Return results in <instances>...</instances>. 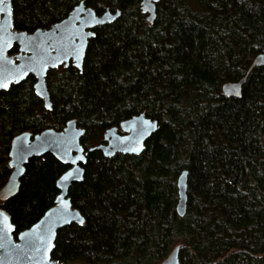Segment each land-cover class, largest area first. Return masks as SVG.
<instances>
[{"label":"trees","instance_id":"trees-1","mask_svg":"<svg viewBox=\"0 0 264 264\" xmlns=\"http://www.w3.org/2000/svg\"><path fill=\"white\" fill-rule=\"evenodd\" d=\"M78 0H13L15 27L32 31L66 17ZM98 13L81 71L50 70L52 109L30 76L0 90V188L10 175L12 139L62 129L76 119L86 149L143 111L159 121L141 154L88 155L70 197L85 217L60 229L62 264H161L182 245L180 264H264V66L241 96L223 85L243 78L264 52V0H160L154 23L140 0H86ZM69 166L33 157L8 203L19 232L54 204ZM188 170L187 213L177 212L178 177ZM16 232V233H17Z\"/></svg>","mask_w":264,"mask_h":264},{"label":"water","instance_id":"water-1","mask_svg":"<svg viewBox=\"0 0 264 264\" xmlns=\"http://www.w3.org/2000/svg\"><path fill=\"white\" fill-rule=\"evenodd\" d=\"M159 1L160 0H151V2H148V0L140 1V8L150 23H154L157 19ZM77 5L64 19L52 24L49 28H37L33 32H28L26 30H19L14 27L12 0H5V3L0 5L5 8L4 12H0V23L4 25V30H0V80L7 77L10 81H12L14 77L23 75V72L21 71V69H23L24 71L28 72V75L24 76L23 79H20L18 83L25 80L30 74H33L36 78V82L34 84L35 92L44 93L43 95H37L44 100L45 105L47 103H51L52 105L50 91L47 84V75L51 68H57V66H55L59 64V60L57 58L59 57V59H63L64 57L62 53L72 43V33L76 31L75 19L77 17V12L74 9H76ZM85 6L92 8L98 17H103L105 11L110 12L112 15H115L116 11L121 13L120 9L112 11L110 8H107L105 11L98 14L93 7L87 6L86 3ZM9 8L11 9L10 12L8 11ZM118 17H116V19ZM114 20H111V22ZM97 26L100 25L85 28L84 31L95 32V28ZM91 38L93 37L87 38L82 67L79 68L80 70H83L84 61ZM15 45H18V51L14 54H10L9 51ZM78 46L79 45H77V47ZM40 60L45 61L49 66L44 73L37 75L31 72L28 66ZM72 61L75 65L76 62L71 59H69L64 65L68 66ZM61 65L62 64H59V66ZM256 66H264V52L258 54L254 58L247 74L243 78H241L239 81H229L224 83V93L229 96H241L243 84L245 83L248 74ZM13 84H15V82L10 83V87ZM236 91H239L240 95H236ZM137 117L155 120L159 125V121L157 119L149 117L147 113L143 111L123 120L120 126H112L108 128L105 132L106 142L92 146L88 148V150H86L82 143V138L85 135L86 129L79 126L76 119L69 120L63 130L47 128L36 134H33L30 131H24L17 134L12 139L9 151V165L12 167V171L8 180L0 188V199L3 201L5 200L3 199L2 194L6 193L9 188H13L14 185L15 195L19 192L22 178L26 173L27 164L33 157H41L50 153L54 155L60 162H62L60 157L64 155L65 148L70 147L72 156L79 155L80 153L78 149L83 148L85 161H77V165H71V167L65 171L67 172L78 166L79 168L83 169L82 179L68 182L67 187L63 189L56 182V186L59 189L57 196L61 195L63 192L64 198L68 200L70 204L71 215L64 217V220H71L72 222L65 223L63 220L57 219L54 212L59 205V201L56 198L54 200V204L49 207L36 222L19 231L17 234H15L16 225L14 224L12 216L9 213V223L13 225L12 231L5 233L3 231V225L0 224V264H52L53 261L55 264H62L58 259L53 257V251L59 230L72 223L79 224L78 220L81 217H83L85 221V217L82 215L79 208L74 206L72 198L70 197V188L72 184L74 182H80L83 180L85 175V165L88 161V155L93 150H101L107 157H112L117 153L141 154L145 150L147 140L158 130L159 126L150 136H146L142 139V143L144 144L142 151L139 153H133L123 150L125 147L137 146L135 141L138 138V132L140 130ZM70 121L71 123H69ZM120 130H122L123 133H120ZM18 137L20 138L19 140L17 139ZM38 137L39 139H37ZM41 144H43V149L36 148L30 154H22L23 147ZM108 153L111 154L109 155ZM20 168L24 169L22 173L19 172ZM188 174L189 171L186 169L183 170L178 177L179 199L177 204V212L180 216H185L187 213ZM11 197L13 196H10L9 198ZM34 226H38L39 231H37ZM49 227L51 228V232L53 234L52 243L54 244V247L47 254L50 259L45 260L42 242L38 237L40 235L46 234ZM21 233H32V237L31 239L24 238L21 236ZM181 248L182 245L176 246L161 264H180Z\"/></svg>","mask_w":264,"mask_h":264},{"label":"snow or ice","instance_id":"snow-or-ice-1","mask_svg":"<svg viewBox=\"0 0 264 264\" xmlns=\"http://www.w3.org/2000/svg\"><path fill=\"white\" fill-rule=\"evenodd\" d=\"M148 2H151V0H148ZM5 3V0H0V5H3ZM77 12V17L75 19L76 23V31L72 33V43L68 46V48L62 53L63 59H59V64H65L69 59L74 60L75 67L81 68L82 67V61L84 58V51L86 49V41L89 37H94L96 33L94 31H84L85 28L89 27H95L96 25H102L105 23H110L111 20L116 19V17L120 16V12L116 11L115 15H112L110 12L105 11L103 14V17H98L96 15V12L89 7L85 6V0H80L78 3L76 9H74ZM5 8L0 6V12H4ZM8 11L10 12L11 9L9 8ZM59 27V26H57ZM0 30H4V25L0 23ZM77 45H79L77 47ZM59 64L55 66H59ZM49 65L43 61L40 60L38 62H34L29 67V70L37 75H40L44 73ZM22 76L14 77L12 81H10L7 77L0 80V90H7L10 87V83L15 82L18 83L20 79H23L24 76L28 75L27 71H24ZM38 95H43L44 93L38 92ZM236 95H240L239 91L235 92ZM48 109L51 110L52 105L51 103H47L45 105ZM137 122L140 125V130L138 132V138L136 139L135 143L137 146L135 147H125L123 150L126 152H133V153H139L143 150L144 144L142 143V139L146 136H150L153 132L156 131L158 128V122L152 119H146L143 117H137ZM71 123V121L69 122ZM82 134V132H81ZM20 139L19 137L17 138ZM39 139V137L37 138ZM127 139V138H125ZM40 148L43 149V144L41 145H28L27 147L22 148V154H30L34 149ZM79 155L72 156L70 147H66L64 150V155L60 157L61 161L66 165H77V161H85V156L83 155V148H79ZM109 155L111 153H108ZM26 158V155H25ZM24 169L20 168L19 172H23ZM82 172L83 169L77 167L72 168L71 170L65 172L63 175L60 176L59 180L57 181V184L60 185V187L66 188L67 183L73 180H79L82 179ZM15 185L13 188H9L6 193H3V199L8 200L10 196L15 195L14 191ZM18 190V189H17ZM56 199L59 201L58 207L55 209L54 214L56 215L57 219L63 220L65 223H71V220H64V217L71 215L70 212V204L69 201L64 198V193L62 192L61 195L57 196ZM11 209L9 208L8 203L0 205V224L3 225V231L5 233L12 231L13 225L9 223V212ZM78 223L80 225H83L85 223L84 218L81 217L78 220ZM37 231H39L38 226H34ZM21 236L27 239H31L32 233H21ZM52 232L51 228L49 227L47 229L46 234L40 235L38 238L42 242V249L44 254V259L49 260L50 257L47 255L48 252L54 247V244L52 243ZM52 264H55L53 261Z\"/></svg>","mask_w":264,"mask_h":264},{"label":"flooded vegetation","instance_id":"flooded-vegetation-1","mask_svg":"<svg viewBox=\"0 0 264 264\" xmlns=\"http://www.w3.org/2000/svg\"><path fill=\"white\" fill-rule=\"evenodd\" d=\"M140 1H141V0H140ZM79 2H80V0H78V3H79ZM78 3H77V4H78ZM85 3H86V0H85ZM12 4H13V0H12ZM77 4H76V5H77ZM76 5H75V6H76ZM86 5H87V3H86ZM75 6H74V7H75ZM87 6H89V5H87ZM74 7H73V8H74ZM69 13H70V12H69ZM69 13H68V14H69ZM97 13H98V12H97ZM98 14H100V13H98ZM13 17H14V8H13ZM64 18H65V17H64ZM64 18H62V19H64ZM62 19H61V20H62ZM59 21H60V20H59ZM56 22H58V21H56ZM56 22H54V23H56ZM54 23H53V24H54ZM51 25H52V24H51ZM51 25H50V26H51ZM50 26H49V27H50ZM14 27H15V23H14ZM49 27H38V28H49ZM15 28H17V27H15ZM17 29H19V28H17ZM36 29H37V28H36ZM36 29H34V30H36ZM19 30H23V29H19ZM34 30H32V31H28V32H33ZM26 31H27V30H26ZM91 39H92V38H91ZM91 39H90V40H91ZM88 46H89V45H88ZM18 49H19L18 45H15V46H14L9 52H10V54H14V53H16V52L18 51ZM86 54H87V53H86ZM85 58H86V57H85ZM70 64H73V65H74L73 61L70 62ZM70 64H69V65H70ZM69 65H68V66H69ZM68 66H65L64 64H62V65L59 66V67H64V68H65V67H68ZM74 66H75V65H74ZM59 67H57V68H59ZM57 68H51L50 70L57 69ZM78 69H79V68H78ZM50 70H49V72H50ZM81 71H82V70H81ZM49 72H48V74H49ZM30 76H33V77H34V79H35L34 84H35V82H36V78H35V76H34L33 74H30L27 78H29ZM27 78H26V79H27ZM26 79H25V80H26ZM23 81H24V80H23ZM20 83H21V82H20ZM15 84H18V83H15ZM47 84H48V75H47ZM48 88H49V84H48ZM9 89H10V88H9ZM9 89H8V90H9ZM34 90H35V88H34ZM49 91H50V89H49ZM35 93H36V92H35ZM36 95H37V93H36ZM37 96H38V95H37ZM50 96H51V93H50ZM38 97H39V96H38ZM40 98H41V97H40ZM41 99H42V98H41ZM42 100H43V99H42ZM51 102H52V99H51ZM43 104H44V107L46 108L45 103H44V100H43ZM52 105H53V104H52ZM46 109H47V108H46ZM51 109H52V108H51ZM48 110H50V109H48ZM70 120H71V119H70ZM68 121H69V120H68ZM68 121H67V122H68ZM120 124H121V123H120ZM66 125H67V123H66ZM66 125H65V126H66ZM65 126H64L62 129H56V128H54V127H47V128H54V129H56V130H63V129L65 128ZM115 126H116V125H115ZM119 126H120V125H119ZM81 127H82V126H81ZM111 127H112V126H111ZM47 128H45V129H47ZM83 128H84V127H83ZM109 128H110V127H109ZM45 129H43V130H45ZM107 129H108V128H107ZM107 129H106V130H107ZM43 130H41V131H43ZM106 130H105V132H106ZM26 131H28V130H26ZM41 131H39V132H41ZM22 132H24V131H22ZM30 132H31V131H30ZM39 132H36V133H39ZM105 132H104V141H103V142H106V140H105ZM20 133H21V132H20ZM32 133H33V134H36V133H34V132H32ZM85 133H86V132H85ZM120 133H123V131L120 130ZM18 134H19V133H18ZM16 135H17V134H16ZM16 135H15V136H16ZM15 136H14V137H15ZM103 142H101V143H103ZM82 143H83V142H82ZM98 144H100V143H98ZM83 145H84V144H83ZM96 145H97V144H96ZM93 146H95V145H93ZM91 147H92V146H91ZM85 148H86V147H85ZM89 148H90V147H89ZM86 150H88V149H86ZM68 166L71 167V165H68ZM10 167H11V166H10ZM69 167H68L66 170H68ZM11 169H12V167H11ZM66 170H65V171H66ZM11 171H12V170H11ZM65 171H64V172H65ZM64 172H62V173H64ZM10 173H11V172H10ZM62 173H61V174H62ZM8 178H9V177H8ZM8 178H7V180H8ZM58 178H59V177H58ZM7 180H6V181H7ZM6 181H5V182H6ZM5 182H4V183H5ZM56 182H57V181H56ZM0 201H3V200L0 199ZM5 201H6V200H5ZM22 230H23V229H22ZM16 232H17V231H16ZM17 233H18V232H17ZM17 233H15V234H17Z\"/></svg>","mask_w":264,"mask_h":264}]
</instances>
